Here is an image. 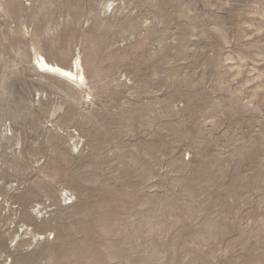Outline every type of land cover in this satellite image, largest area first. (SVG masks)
<instances>
[{"label": "rangeland", "instance_id": "374dc122", "mask_svg": "<svg viewBox=\"0 0 264 264\" xmlns=\"http://www.w3.org/2000/svg\"><path fill=\"white\" fill-rule=\"evenodd\" d=\"M0 264H264V0H0Z\"/></svg>", "mask_w": 264, "mask_h": 264}, {"label": "bare ground", "instance_id": "6f19581e", "mask_svg": "<svg viewBox=\"0 0 264 264\" xmlns=\"http://www.w3.org/2000/svg\"><path fill=\"white\" fill-rule=\"evenodd\" d=\"M34 65L41 73L50 74L59 77L67 82L75 84H84V76L81 71L79 59H75L72 69H63L55 64L48 63L42 56H37L34 59Z\"/></svg>", "mask_w": 264, "mask_h": 264}]
</instances>
